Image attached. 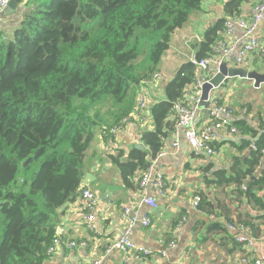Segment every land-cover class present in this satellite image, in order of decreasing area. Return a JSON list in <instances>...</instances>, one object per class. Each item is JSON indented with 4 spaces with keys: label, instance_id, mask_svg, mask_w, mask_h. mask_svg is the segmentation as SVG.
<instances>
[{
    "label": "trees",
    "instance_id": "obj_1",
    "mask_svg": "<svg viewBox=\"0 0 264 264\" xmlns=\"http://www.w3.org/2000/svg\"><path fill=\"white\" fill-rule=\"evenodd\" d=\"M203 1L24 0L17 15L0 14V264L49 258L59 210L82 197L84 160L97 135L107 138L131 112L137 87L157 71L172 34ZM242 1L229 0L225 16L237 15ZM225 19L206 29L195 60L210 55ZM196 72L193 63L182 64L164 86L166 99L151 107L153 130L139 136L143 150L132 147L123 161L111 157L126 186L175 130L173 105ZM231 180L240 183L238 175ZM263 185L264 171L246 190L261 207L256 187ZM205 206L200 199L198 210ZM221 228L215 222L209 230Z\"/></svg>",
    "mask_w": 264,
    "mask_h": 264
},
{
    "label": "crops",
    "instance_id": "obj_2",
    "mask_svg": "<svg viewBox=\"0 0 264 264\" xmlns=\"http://www.w3.org/2000/svg\"><path fill=\"white\" fill-rule=\"evenodd\" d=\"M228 1H203L200 9L190 14L188 22L172 34L170 47L157 68L165 80L146 85L150 100L144 119H131L122 130L105 139L97 135L86 154L85 174L80 183L81 192L90 190L99 196L92 212L94 230L88 228L81 198L63 205L57 228L61 244L48 255L44 264H93L95 261L127 264L128 254L106 252L125 230L121 218L125 206L133 207L140 215H148L151 220L147 227L137 222L131 228L129 238L136 246L148 248L152 256L130 264H254L255 259L264 256V185L256 187V196L263 207L246 195L247 183L264 171V84L254 88L250 80L230 78L211 91V97L234 110L231 124L238 132L234 136L220 133L215 157H194L183 140L182 130L171 132L163 148L167 151L174 142L178 148L168 151L155 163L163 177L161 192L146 188V193L155 201V208L138 205L137 180L126 186L116 163L111 160L112 156L120 161L127 159L128 151L141 144L138 141L141 131L153 130L151 107L166 99L164 86L175 77L179 67L195 60V45L203 39L206 29L217 20L229 17L224 12ZM259 1L243 0L237 15L249 20ZM221 35L225 42L235 43L237 50L244 45L242 30L237 26L230 35L224 31ZM255 36L264 47V19L257 26ZM233 54L226 56L228 67L264 73V63L255 52L248 54L241 66L233 64ZM206 118L207 112L203 109L195 117L194 125L199 126ZM169 121L174 122L173 114ZM257 143L263 147L260 154L256 153ZM108 149L112 152H107ZM256 158L258 163L248 174L250 161ZM237 175L239 184L231 180ZM226 179L228 182L224 181ZM195 196L201 198L202 204L206 202L205 212L192 208ZM210 208H213L212 212L207 214ZM215 222L221 223L223 228L209 230L210 224ZM230 225L243 226L245 230H232ZM241 237L246 242H238L237 238ZM69 241L83 242L86 246L70 250L65 246ZM170 241L175 242V247L161 257V251Z\"/></svg>",
    "mask_w": 264,
    "mask_h": 264
},
{
    "label": "built area",
    "instance_id": "obj_3",
    "mask_svg": "<svg viewBox=\"0 0 264 264\" xmlns=\"http://www.w3.org/2000/svg\"><path fill=\"white\" fill-rule=\"evenodd\" d=\"M9 1L10 0H0V14L5 10ZM263 19L264 0H260L253 7L252 15L249 20H245L241 15H235L225 19V34L230 35L235 26L239 27L241 30H245L242 31L241 39L244 40V45L240 50H237L235 43H227L223 39H220L216 41L215 45L212 47L209 56L199 61L193 60L192 63L197 68L196 77L193 83L184 89L183 97L174 103L172 111L174 115V129L182 130L183 140L194 157H215L217 155L216 142L219 139L220 133L227 136H234L238 133L236 127L231 124L234 110L229 105L221 103L217 99L211 97V93L207 100L208 107L204 109L207 112V118L199 126L194 125L195 117L203 110L199 107L201 87L217 73L218 67L223 61L222 57H226L228 54L234 53L233 59L237 66L243 65L246 56L252 52H255L261 62L264 63V47L258 42L254 33ZM164 80V76L160 72L155 71L149 80L143 81L139 85L133 110L111 129V134L122 130L129 124L131 119H137L138 121L144 119V114L149 109L150 100L146 85L148 83ZM187 97H189V101H187ZM177 148L178 144L176 142H174L167 151L163 148L156 157L150 161L149 167L141 171L138 179V205L145 204L151 208L156 207L154 199L146 193V188L147 186L151 187L155 193L161 192L163 177L161 172L155 168V163L159 158L165 156L168 151L176 150ZM253 149L256 150L254 146ZM81 199L84 202V207H82V209L86 212L85 219L88 223V228L94 230L92 212L99 196L96 193H92L90 190H84ZM200 199L199 196H195L192 200L191 206L195 211H198ZM133 209L134 208L130 206L124 207L121 218L125 224V230H122L121 234L106 248L107 253L116 251L124 255L128 254L127 258H125L127 264L139 262L152 256L148 248L136 246L129 238L131 228L137 222H140L145 227L149 226L151 223L148 215H140L136 210L133 211ZM211 218L215 219V216H211ZM184 220L183 218V221ZM230 228L232 230H245L243 226L230 225ZM237 241L241 243L246 242L243 237L237 238ZM60 244V239L58 237L54 238L52 244L47 249V255L54 253ZM65 246L72 250L86 245L83 242L76 243L75 241H69ZM174 247L175 242L170 241L161 251L160 256L165 257L167 251ZM93 264H100V261H95ZM254 264H264V256L255 259Z\"/></svg>",
    "mask_w": 264,
    "mask_h": 264
},
{
    "label": "water",
    "instance_id": "obj_4",
    "mask_svg": "<svg viewBox=\"0 0 264 264\" xmlns=\"http://www.w3.org/2000/svg\"><path fill=\"white\" fill-rule=\"evenodd\" d=\"M24 0H10L7 7L3 11L4 15H17L20 12L21 4ZM230 78H239L250 80L253 82L254 88H259L261 84H264V73L258 71H246L243 68L228 67L226 58L218 67V71L213 75L208 82H205L201 87V95L199 107L207 108V100L212 90L221 86L225 80ZM134 148L143 150L142 144H136Z\"/></svg>",
    "mask_w": 264,
    "mask_h": 264
},
{
    "label": "bare ground",
    "instance_id": "obj_5",
    "mask_svg": "<svg viewBox=\"0 0 264 264\" xmlns=\"http://www.w3.org/2000/svg\"><path fill=\"white\" fill-rule=\"evenodd\" d=\"M227 18H229V17H227ZM242 31H245V30L243 29ZM255 31H256V30H255ZM255 31H254V33H255ZM261 46H262V45H261ZM262 47H263V46H262ZM225 58H226L225 56L222 57V59H225ZM233 64L236 65L234 59H233ZM222 85H223V84H222ZM219 87H220V86H219ZM219 87H218V88H219ZM218 88H217V89H218ZM175 226H176V225H175ZM175 228H177V227H175Z\"/></svg>",
    "mask_w": 264,
    "mask_h": 264
},
{
    "label": "rangeland",
    "instance_id": "obj_6",
    "mask_svg": "<svg viewBox=\"0 0 264 264\" xmlns=\"http://www.w3.org/2000/svg\"><path fill=\"white\" fill-rule=\"evenodd\" d=\"M196 61H199V60H196ZM107 152H112V150H111V149H108ZM136 179H137V184H138V179H139V177H137Z\"/></svg>",
    "mask_w": 264,
    "mask_h": 264
},
{
    "label": "clouds",
    "instance_id": "obj_7",
    "mask_svg": "<svg viewBox=\"0 0 264 264\" xmlns=\"http://www.w3.org/2000/svg\"><path fill=\"white\" fill-rule=\"evenodd\" d=\"M200 108H201V107H200ZM202 109H206V108H202ZM162 149H163V148H162ZM162 149H161V150H162Z\"/></svg>",
    "mask_w": 264,
    "mask_h": 264
}]
</instances>
